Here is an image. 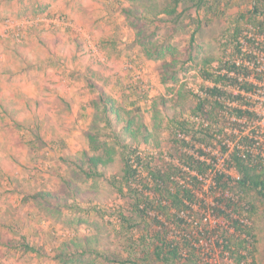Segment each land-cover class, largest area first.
<instances>
[{
	"label": "rangeland",
	"instance_id": "374dc122",
	"mask_svg": "<svg viewBox=\"0 0 264 264\" xmlns=\"http://www.w3.org/2000/svg\"><path fill=\"white\" fill-rule=\"evenodd\" d=\"M2 1L0 18L5 17L4 21L8 19L25 20L26 27L23 32L25 36L32 27L39 26L43 30H48L49 33L70 35L81 39L84 44V50L80 48L83 52L82 58L90 59L91 62L96 63L94 65L100 64V61L98 63L94 61L95 54H101L102 50L110 51L109 56L114 55L110 53H115V59L122 60L124 66L122 74L128 78L127 85L132 84L135 88L132 95L127 91L123 93L120 91L118 95H108L104 92L105 99L110 98L115 101V113L120 112L119 117H113L116 131L120 134L114 130L111 131L106 126L101 111L103 109L102 97L99 99L100 107L93 102L92 115L85 118L80 126L86 132L82 134L83 136L73 135V133H54L52 126L57 124L54 128L57 132L61 126L58 124L59 119L51 116L50 109L47 118L42 119L37 116L34 119L33 128V123L14 126L20 133L22 130L30 131L31 135L20 134L18 137L30 141L35 146V150L30 152L29 157L27 152H19L21 163L19 172L16 173L17 177H14L10 184L1 185L5 195V198H0V204L4 205L1 216L6 214L2 221L6 229L0 230V264H135L133 258L130 257L131 254L135 255L139 263L162 264L152 254V246L139 245L132 249V241L129 239L132 234H141L146 229L153 228L154 224L149 223L148 225V222H143L141 216L133 213L131 216L135 227L133 230H138V233L136 231L129 233L125 228H120L116 218L122 206L128 205L126 201L129 198L135 200L137 196L142 198L147 196L150 211V220H148L154 221L158 212L154 206H157L161 195L155 193L157 192L156 185L150 171L156 168L165 170L169 164H178L177 166L183 167L192 159V156L185 151L189 146L185 145L187 142L184 143L178 138L177 129H182L188 137L196 139L199 143L223 150L226 146L223 142L228 139L231 147L228 146L227 151L228 149L233 150L236 145L239 146V127H244V132L247 133H251L253 129H262L259 127L261 125L257 127L251 120L242 118L243 123H241L236 115L231 117L232 106L240 103L239 101L231 102L229 99L225 103L228 108L216 109L214 117L205 116L210 122L211 129L197 123L185 122L186 119H184V116L194 114L198 105V92L202 91L204 84L200 69L219 65L217 60L220 56L223 57L227 47L228 49L230 47L224 45L225 38L229 29L238 23V19V24L244 31L241 39L245 46L243 58L241 56L239 58L240 60L245 59L246 54L249 55L250 52L256 54L253 55L256 58L253 60L251 58L249 61L251 66L255 62L254 67L257 69L252 70L250 77L254 75L253 80L256 81L255 76L259 72V76L264 78V33L255 25L251 17L254 1L219 0L218 3L215 0L218 3L217 8H213L212 11L207 10V16L201 18V27L195 36L191 50L194 55L192 61H186L187 57L180 55H176V59L170 58L165 48L171 44L175 53L183 52L184 54L189 45L191 32L197 24L193 21L190 24H177L171 19L174 15L159 14L156 16L155 12L162 9V2L155 12L148 13L150 15L144 17L139 15L137 9L139 6L143 8L141 3L144 0L138 2L137 0H97L99 3L95 9L108 12L113 19L115 29L114 34L109 36L110 40L112 38L114 40V42L111 41L114 47L101 49L103 42L94 37L88 26L93 25L90 24L89 16L92 13L95 14L94 8L77 5L80 0H50L45 4L38 2V6L35 4L23 8L21 13L13 9L11 13L10 8L1 10V6L11 4L14 0ZM17 1L25 3V0ZM147 1L148 6H157L153 0ZM215 1L206 0V2L214 3ZM261 3L264 4V1L260 2V5ZM191 4L183 3L182 8ZM129 8L137 9L135 17L146 30L145 35H149L150 39L146 42L155 54L154 57L147 54V44L142 45L138 41L136 29L129 23L133 17L128 18L125 11ZM261 9L263 10L262 7ZM262 12L259 16L264 18V10ZM193 14L195 15V12ZM77 15L83 16L81 24H77L79 20L74 18ZM97 28L101 29L102 26L98 25ZM246 36L256 37L257 47ZM123 37H126V40ZM22 38L19 41H23ZM16 42L19 43L18 40ZM75 47H80L78 42ZM206 58L213 60L207 63L204 60ZM146 62L156 64L154 70L157 69L155 71L159 78V86L148 80V74L145 71ZM168 62H175L173 69L165 67ZM261 84L257 86V91L264 87V83ZM244 96L250 102L249 105L255 106L260 102L257 97L252 98L247 94ZM214 105V101H211L206 104L205 108L209 110ZM98 117L100 121L96 125L95 120ZM75 118L67 119V121L72 123ZM127 122L130 123L135 134L127 132L122 138V129L124 123ZM91 131L95 133V143L89 142L87 133ZM212 131L217 135L221 134L223 140L214 136ZM116 136L120 143H117ZM68 138H71L70 141H67ZM66 142L69 145L64 144ZM81 144L84 149H80ZM124 144L128 145V149L138 150L137 154L142 156L143 162L139 165L135 155L129 154L130 162L138 166V171L137 175L131 179L133 188L126 189V194H121L117 190L120 184L114 181L113 176L120 178L123 175L121 152ZM98 154L103 155L107 161L92 162L90 160ZM28 158L29 163H27ZM148 165L151 168L148 169L146 167ZM215 165L216 169L230 167L229 162L226 164L217 162ZM81 166L92 175L86 176ZM184 168L180 174H176L175 168L170 171L172 178L179 182L175 185L182 184L184 179H191L187 167ZM97 172L106 175L99 176ZM228 172L235 177L239 175L232 167L228 169ZM214 177L213 172H207L200 179L201 182L195 189L198 198L193 208L184 214L187 219L185 227L181 229L173 226L171 228L172 224H170L168 226L170 234L179 239L185 232L190 233L195 241L198 240L196 244H199V256L207 264H264L263 198L253 191L250 194H244L245 201L254 204L255 208L253 212L248 211L250 217H243L244 220L248 219L252 227L250 236L239 235V242L246 238L243 245L249 249V252L242 249L243 254H249V257L240 261L238 260L239 254L225 247L226 238H230V235L234 233L233 220L223 215L218 216L219 213L215 210L218 205L217 198L234 196L233 198L238 200L239 191L237 188L227 191L219 188L214 185ZM48 193L54 194L51 197L45 195L48 198L42 197ZM245 201L243 203L247 206L248 203ZM220 206L223 210L226 209V213L229 212L232 218H237L238 214L234 213L233 209L226 208L224 204ZM128 214H131V211ZM76 236L80 238L87 236L92 239L93 246L103 251L102 255L91 247L92 252L85 254L82 258L78 256L70 260L56 258L57 249L64 247L67 241Z\"/></svg>",
	"mask_w": 264,
	"mask_h": 264
},
{
	"label": "trees",
	"instance_id": "16d2710c",
	"mask_svg": "<svg viewBox=\"0 0 264 264\" xmlns=\"http://www.w3.org/2000/svg\"><path fill=\"white\" fill-rule=\"evenodd\" d=\"M140 0H137L138 2ZM157 6H148L149 3L147 0H144L141 5H143V8L140 6L137 7L139 10V15L146 17L147 15H150L148 13L155 12L157 8L161 5L162 2V9L157 10L155 12V15H168L173 16V21L178 23H186L190 24L196 23L197 26L194 28V30L191 32V36L189 39V45L186 48V52L183 54L178 52L175 53V50L172 48L171 44L166 46V52L167 56L170 58L176 59V55H180L183 57H187L186 61H192L194 59V55L192 54V48L193 43L195 41V36L199 31V28L201 27V18L204 16L206 17L207 10L212 11L213 8H217L219 0H216L218 3L214 2H206V0H153ZM253 10H252V19L257 27L260 28V31L264 33V18H262L259 15H262V11L264 10V4L260 2L264 0H253ZM166 2V3H165ZM183 3H192L190 6L186 8H182ZM263 8V10L261 9ZM137 9H126V13L128 18H131L129 20V23H131V26L136 29L137 35H138V41L141 42L142 45H148L146 41H148L149 35H145V29L142 28L140 21L136 19V13ZM204 12H203V11ZM195 12V15L193 14ZM216 12V11H215ZM131 16V17H130ZM239 23V19H238ZM236 23L231 29H229V33L227 34V37L225 38V46H230L229 49H227L224 52L223 57L220 56V58H215L218 62V66H208L207 68H201V77L204 81V84L202 86V91L207 93V97H199L198 98V105L195 109L194 114H205V116L208 117H214L216 109L227 107L225 103L228 101V99L232 102L239 101L240 105L237 104L235 106H232L231 111V117L232 115H236L239 117H246L248 120L256 119L258 115L254 112V110L250 109L249 101L246 100V97L243 95L244 92L251 93L255 90L257 85L254 83V81L251 79L252 70L249 69L248 66L244 65L240 61V56L243 58L244 54V44L241 39V36L243 35V29L239 26V24ZM246 38H248L246 36ZM256 37L248 38V40L251 43H255V46L257 47L258 44H256ZM147 54L152 55L153 57L155 54L151 49L149 48V45L147 46ZM246 53V52H245ZM154 54V55H153ZM250 55V56H249ZM246 54V58L250 60L251 58H255L253 55V52L250 54ZM205 62L211 63L212 58H206L204 59ZM175 62H168L165 64V67L168 69L171 67L173 69ZM210 65V64H209ZM255 79L259 82L263 81V78L259 76V72L255 76ZM235 90H237V93H235ZM101 101L103 102V109L101 110L103 112L104 121L106 123V126L112 131L117 132L120 134V132L116 131L115 123L113 122V117H119L120 112L117 111L115 113L114 110V103L115 101L113 99L107 98L105 99L104 96L101 98ZM214 101V106L212 109L206 110L205 106L208 102ZM245 105L246 107L244 108ZM229 106V107H230ZM228 108V107H227ZM100 119L99 117L96 118L95 124L99 123ZM186 122V121H185ZM236 124L238 122L235 121ZM130 123H124L123 126V133L122 138H124L126 133L135 134L133 132L132 128L129 125ZM97 127V126H96ZM114 127V128H113ZM221 131V130H220ZM89 140L91 143H95V133L92 131L87 133ZM120 136V135H119ZM117 137V138H116ZM115 138L118 140V136ZM245 140L247 141L246 144H253L255 142L254 138H250L249 136L245 135ZM116 142V141H115ZM119 140L117 141V143ZM120 143V142H119ZM239 146L236 145L234 147V150L230 153V167L234 168L238 172V177L233 176L230 174L226 168V170L222 172H218L216 176L214 177V185L218 186L219 188H222L223 190L228 189H234L237 188L239 191V199L236 200L235 198L226 196L225 198H217L218 205L216 206V211L219 213L218 216L223 215L224 217L231 218L233 220L232 222V228L234 230V233H232L230 238H226L225 247L227 250L231 252H235L236 254H239L238 260H242L245 257H249V254L245 255L242 252V249L247 250L249 252V249L247 246L243 245L244 241H246V238L241 240L239 242V235H245L250 236L251 233V225L244 220L243 217L247 218L248 211L253 212L255 206L254 204L245 201V195L246 193H251L252 191L256 193L257 196H260L264 200V158L261 156L254 157L252 154L248 153L247 157H244L239 154ZM136 149H128V145L124 144L122 146V152H121V158L123 161V170L122 176L118 178L116 175H114V181L116 183L119 182L120 185H118L117 190L121 194H126V189H132V183L131 179L134 178L137 175L138 166H135L133 163L130 162L129 154L135 155V158L137 160V163L139 165L143 162L142 156L137 154ZM92 162H106L107 160L105 157L101 154L94 155L90 158ZM191 159L190 163H188L186 166H177L178 164H169L168 168L163 170V168H156L152 171H150L151 175H153L154 184L156 185V191L157 195H161L159 198V201L157 203V206H154L155 210H158L156 216L154 217V221H149L150 211L148 210V198L147 196L142 197H135V200H130V198L126 201L128 205H123L121 211L119 212L118 217L116 218V221L119 222L120 228H125L129 233H133V231H136L138 233V230L135 229L134 224L132 223V214L141 216L143 219V222L153 223L154 226L151 229H146L145 232L141 234H132L129 239L132 241V249H134L136 246L139 245H150L152 246V254L156 257V259L160 260L162 264H207L206 261H202V259L199 256V244H196L198 240L195 241L194 237L190 233L185 232L183 236H181L179 239L170 234V229L168 226L173 228V226L180 227L181 229L184 228L186 224V218L184 217V214L189 209L193 208V205L195 204L196 199L198 196H196L197 192L195 189L198 188L200 181V177L198 175H205L206 172L209 169H212V164L207 163L206 161H198ZM95 167H96V163ZM151 168L150 165L146 166ZM187 167L188 173L191 176V179L185 180L182 184L179 183L178 180L173 179L172 174L170 171L172 168H175L177 171L176 174H180L182 170H184ZM81 170L85 172L86 176H91L92 173H88L87 170L81 166ZM197 172V174H193V172ZM96 173V172H95ZM99 176H105L106 174L98 173ZM110 179V178H108ZM148 184H146V187ZM128 187V188H126ZM132 187V188H131ZM149 189V187H147ZM54 194V193H53ZM52 193L44 194L42 197L48 198L53 195ZM45 195H48L46 197ZM243 201L247 202L249 204V207H245L246 205H243ZM242 202V204H241ZM246 203V204H247ZM221 204H224L226 208L233 209L234 213L238 214L237 218H232L230 216V213H226V209L223 210L221 208ZM247 204V206H248ZM124 208V209H123ZM153 208V207H152ZM127 209V210H126ZM244 210V212H242ZM131 211V214H128ZM113 218V217H112ZM159 218V219H156ZM149 219V220H148ZM248 220V219H247ZM91 247H94V250L97 251L99 254L102 255L103 251L98 249L97 247L93 246L92 239L89 237H75L70 241L66 242V245L64 247L58 248L56 252V258L60 259H67L70 260L74 257H80L82 258L85 254L92 252L90 249ZM233 248V250H232ZM130 256V255H129ZM134 260L135 264H143L139 263L135 255L131 254V256ZM110 262V260H108Z\"/></svg>",
	"mask_w": 264,
	"mask_h": 264
},
{
	"label": "crops",
	"instance_id": "0c3cea01",
	"mask_svg": "<svg viewBox=\"0 0 264 264\" xmlns=\"http://www.w3.org/2000/svg\"><path fill=\"white\" fill-rule=\"evenodd\" d=\"M2 2L0 0V5ZM38 2L45 4L50 0H25V3L14 0L11 4L1 6V10L10 8L11 13L13 10L21 13L23 8L35 4L38 6ZM98 3L97 0H80L77 5L94 8L95 14L89 16L90 24L93 25H87L94 37L103 42L101 49H111L114 47L111 45L113 38H109L115 32L113 19L108 12L95 9ZM74 18L79 20L77 24H81L83 16L77 15ZM4 19L0 18V198H5L1 185L10 184L17 177L21 163L19 152H27L29 157L30 152L35 150L30 141L18 137L20 134L31 135L30 131L22 130L20 133L14 128L15 125H29L37 116L45 119L50 109L51 116L59 119L58 124L61 126L58 132L54 129L57 124L52 126L54 133L83 136L86 132L80 126L85 118L92 115L93 102L99 105L104 92L118 95L120 91H127L132 95L135 88L132 84L127 85L128 78L122 74V60H116L115 53L109 56V50H102L101 54H95L94 59L97 63L100 61V64L94 65L96 63L90 59L82 58L83 40L70 35L49 33L38 26L32 27L26 36H22L24 40L19 41L13 34H4ZM98 25L102 28H97ZM123 39L126 40V37ZM77 42L79 48L75 47ZM145 66L150 83L159 86L157 69L154 70L156 64L146 62ZM70 118L75 120L70 123L67 121ZM3 207L0 204V216ZM4 215L0 217V230L6 229L2 223Z\"/></svg>",
	"mask_w": 264,
	"mask_h": 264
},
{
	"label": "built area",
	"instance_id": "2783aa9c",
	"mask_svg": "<svg viewBox=\"0 0 264 264\" xmlns=\"http://www.w3.org/2000/svg\"><path fill=\"white\" fill-rule=\"evenodd\" d=\"M25 27H26L25 20L24 21H16V20H9L8 19V20L4 21L3 32L5 35L13 34L16 38L20 39L23 36V32H24ZM254 55H256V54H254ZM240 61L244 65L248 66L249 69L257 70L254 67L256 65L255 62H253V66H251L250 62H249L250 60H248L247 58L241 59ZM259 71H263V70L259 69ZM253 76L251 78L252 80H253ZM254 83L257 86L262 85L261 83H264V78H263V81L259 82L256 80V81H254ZM256 88L250 94L244 92L243 95L247 94V95H250L252 98L257 97L258 101H260L259 104H256L255 106L251 104L250 109L254 110V112L258 115V117L256 119H252L251 122L252 123L254 122L256 124V126L261 125L259 127H262V129L261 130L253 129L251 133H247V132H244L245 131L244 127H242V128L239 127V154L244 156V157H247L248 153H250L254 157L261 156L262 158H264V129H263V125H264V87L260 88L258 91ZM198 96L201 98H203V97L205 98V97H207V93L200 91V92H198ZM243 106H244V108L246 107L245 105H243ZM243 118H245L247 120L246 117H243ZM184 119H186L185 121L188 123H193V124L197 123V124H200L206 128L211 129V126H209L210 122L208 121V118L205 117V114H201V113L191 114L189 116H184ZM239 122L243 123L242 117H239ZM176 133H177V136L180 140H182L184 143L187 142V144H185V145L186 146L188 145L189 148L185 149V151H187V153L190 156H192V158L194 160L206 161L207 163L212 164V169H209L207 172H211V173L213 172V174H215V176H216V174L218 172H222L223 170L224 171L226 170V168L220 167V168L216 169L214 167H216L215 164L217 162L226 164V162L230 161V153L234 150L233 149L230 151L228 149V151H227V149H226L228 146L231 147V144L228 142L230 140L227 139V141L223 142L226 145L224 147L225 150H223L222 148H217V147L212 146V145L199 143L194 138L191 139V137H188L187 134L182 131V129H177ZM212 134L214 136H217L219 138V140H221V139L223 140V136H221V134L217 135V133H215L214 131H212ZM245 135L249 136L250 138H254L255 142L253 144H250V143L246 144L247 141L245 140V137H244ZM194 160H193V162H194ZM135 166H137V165H135ZM193 174L198 175V173L196 171L193 172ZM198 176L201 179L204 175L203 176L198 175ZM183 182H184V180H183ZM241 204H242V202H241ZM243 205H245V204L243 203ZM245 207L248 208V206H245ZM246 221H248V220L246 219Z\"/></svg>",
	"mask_w": 264,
	"mask_h": 264
}]
</instances>
